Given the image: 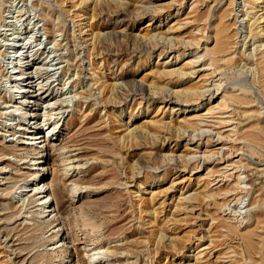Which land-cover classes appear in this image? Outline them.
Wrapping results in <instances>:
<instances>
[{
	"label": "rangeland",
	"instance_id": "1",
	"mask_svg": "<svg viewBox=\"0 0 264 264\" xmlns=\"http://www.w3.org/2000/svg\"><path fill=\"white\" fill-rule=\"evenodd\" d=\"M251 6L264 13V2ZM244 8L242 0H0V264H57L50 248L60 238L62 264H264V93L251 82L256 68L264 78V46L245 59ZM21 45L24 77L35 82L27 93L13 82ZM208 67L219 68L215 77ZM216 83L222 91L210 88L209 99L174 93ZM244 87L253 100L239 105L233 95ZM221 96L233 123L217 139L219 114L202 126L194 119ZM34 99V135L57 124L42 147L49 215L27 191L37 155L25 136L31 120L18 110ZM98 247L106 254L93 255Z\"/></svg>",
	"mask_w": 264,
	"mask_h": 264
},
{
	"label": "bare ground",
	"instance_id": "2",
	"mask_svg": "<svg viewBox=\"0 0 264 264\" xmlns=\"http://www.w3.org/2000/svg\"><path fill=\"white\" fill-rule=\"evenodd\" d=\"M261 2H264L263 0H242V3H243V5H244V12H243V20L245 21V23H246V35H247V37L249 38V40H248V43H250L249 45H248V48L251 46V49H248L249 50V54H247L246 55V57H245V59L246 60H249L250 62H251V60H252V58H254V56L257 54V53H259L260 52V50H261V48H263L262 46H264V41H262V40H260V33L263 31L264 32V27H262L261 25H259V23L261 22L260 20H262V21H264V13L262 14H258V15H256L255 14V12L252 10L253 9V7L251 6V4L252 3H256V4H260ZM260 21V22H259ZM80 26V25H79ZM81 30H82V28L80 27L79 28V30L78 31H80L81 32ZM154 35V37H156V35H158V34H152L151 36H153ZM19 37V36H18ZM17 37V38H18ZM29 37V36H28ZM143 37V36H142ZM162 37V36H161ZM161 37H160V39H161ZM15 38V37H14ZM22 38V37H21ZM27 39V37L25 38V40ZM23 40V39H22ZM21 40V41H22ZM28 40V39H27ZM26 40V41H27ZM14 41V40H13ZM25 41V42H26ZM30 41H32V40H30ZM12 42V41H11ZM28 42V41H27ZM22 43H23V41H22ZM31 43V42H30ZM23 44H26V43H23ZM22 44V45H23ZM29 44V43H28ZM12 45L14 46V47H19L20 45H18L16 42H14V43H12ZM22 45H21V48H17V51H15V53H20L19 54V56H17V59H16V66H17V68H18V73H17V75H16V77H14L13 78V82L15 83V84H18L19 83V81L21 82L22 81V83L21 84H27L29 87H26V88H24V87H20L19 88V92L20 93H27V92H29V89L28 88H31L32 87V83L34 84L35 82H34V80L32 79V77H24V75L26 74V72L22 69V67H23V65L26 63L25 61V59H24V57H23V53H22V50L23 49H25V47L24 48H22ZM31 45V44H30ZM14 49V48H13ZM30 49V48H29ZM27 50V49H26ZM25 50V51H26ZM33 50V48L30 50V51H26V52H30L31 53V51ZM14 53V54H15ZM17 53V54H18ZM263 53V52H262ZM243 54V53H242ZM234 56V55H233ZM241 56H244V54L243 55H241ZM255 59V58H254ZM198 60V59H197ZM29 61V60H28ZM191 62V61H190ZM189 62V63H190ZM210 62V61H209ZM208 62V63H209ZM47 63V62H46ZM192 63V62H191ZM190 63V64H191ZM189 64V65H190ZM192 65H193V63H192ZM211 65H213L212 63H209L207 66H211ZM191 67H194V66H191ZM22 69V70H21ZM49 69H50V67H49ZM167 69V68H166ZM201 69V68H200ZM251 69V68H250ZM179 70V69H178ZM204 70H208V71H211L210 72V74L212 75L211 77H215L214 76V74L215 73H217L218 71H219V68H213V70H211V68L210 67H208V68H206V69H204ZM164 71H166L167 73H173L174 71L173 70H164ZM262 71H263V69L261 68V69H259L258 70V68H256V70H255V75H254V77L251 79V82H252V84L253 85H257L258 87H261V89H262V91H263V93H264V78H262V76H261V73H262ZM175 72H176V69H175ZM178 72H180V71H178ZM182 72V71H181ZM195 72V70H194V68L191 70H189V72H188V74H193ZM166 73V74H167ZM181 74V73H180ZM183 75H186L187 74V71L185 72V73H182ZM187 74V75H188ZM209 74V75H210ZM182 76V75H181ZM205 76H207V75H205ZM251 77V76H250ZM25 78V79H24ZM37 79H40V78H37ZM219 81V80H218ZM261 82H262V84H261ZM38 84V83H37ZM17 86V85H16ZM165 87V86H164ZM220 87H221V85L218 83H216V84H211V85H208V86H203V87H199V88H194V87H192V88H189V89H187V90H184V91H174V93L175 94H179V95H181V98H182V95L185 97L186 95H193V98H189V99H192V100H197L200 96H203V95H206L207 97H208V99L210 98V93H207V94H204L205 92H207L210 88L211 89H213L214 91H216L215 93L213 92L212 93V95L213 96H215V95H217V94H219L218 92H219V90H220ZM258 89V88H257ZM196 90H198L197 91V93L195 94V91ZM238 91H239V94L238 95H233V97H236V99L235 100H233L232 99V101L233 102H236V103H238L239 105H242V104H244V105H247V104H249L253 99L251 98V96H249V93H250V90L249 89H247V88H239V89H237ZM31 91V90H30ZM220 91H222V90H220ZM174 93H172V92H168L167 93V95L166 96H168L169 98H174L175 100L178 98V96H176V95H174ZM25 95V94H24ZM23 95V96H24ZM173 95L174 96H176V97H173ZM188 95V96H189ZM211 95V96H212ZM187 96V97H188ZM195 97V98H194ZM24 98V97H23ZM251 99V100H249V99ZM36 100H38V99H34V101H29L28 103H26V105H24L22 108H20L18 111L20 112V117H21V119H22V121L23 122H27V120H28V118H29V121L31 120V119H34V116H35V113H36V111H34V110H32V106L31 107H29L30 106V104H33V103H35L36 102ZM177 101V100H176ZM256 101V100H255ZM186 103H189L188 102V98L186 99V101H184V104H185V106L187 105ZM228 107H229V104L227 103V101H226V98H225V96H221V98H220V101L217 103V104H215V105H212L211 107H209L207 110H206V112L205 113H202L201 115H197L196 117H195V119L194 120H198L199 121V125H201V123H203V122H201L200 123V121H205V119H203L204 118V116H206V114L207 113H213V112H215V113H217V114H219L218 115V117H214V118H218L217 119V121H213L214 123H218L217 125H219V129H220V131H217V132H215V135L217 136V139H220V138H225L226 136H224L223 135V132L224 131H221V129L223 128V127H226V126H229L231 123H233V120H232V118H230V116L228 115V114H226L225 115V113H232L230 110V107H229V109H228ZM214 109H216V111H214ZM214 113V114H215ZM50 113H48V112H45V116H48ZM210 114H208V115H210ZM213 116V115H212ZM31 117V118H30ZM208 117V116H207ZM206 117V118H207ZM194 118V117H193ZM210 118V117H209ZM193 120V119H192ZM210 120V119H209ZM214 120V119H213ZM185 122V121H184ZM195 122V121H194ZM207 122V121H206ZM209 122V121H208ZM36 122H34V121H30V124L32 125H34ZM197 123V122H196ZM211 123V122H210ZM22 124V123H21ZM155 124V123H154ZM189 124V123H188ZM31 126L32 127V130H28V132L27 133H25L26 135V137L28 138V139H31V142H29V143H27L28 144V147L29 148H31V149H33L35 152V154L37 155L35 158H33V161H34V165H36V172L34 173V177H33V185L32 186H30V190L28 189L27 191H32V192H34V193H36L37 194V196H39V199L38 200H40L39 201V211H38V213H46V215H49V214H51L52 213V211H53V209H51L50 208V205H51V199H52V195H53V192H51V191H48V186H47V182L45 181V174L43 173V174H40V171L42 170V171H44V170H46V168H45V152H44V149L42 148V147H44V145H45V143H46V140H47V138H48V136L47 135H45V134H51L52 135V132L54 131V128L56 127V123L55 124H53L52 125V129L51 130H49V131H47L46 133L45 132H38L37 134H35L34 135V132H33V130L35 129V127L34 126ZM170 125V124H169ZM195 125H197V124H195ZM198 125V126H199ZM204 125V124H203ZM216 125V126H217ZM167 126V125H166ZM202 126V125H201ZM192 127V126H191ZM196 127V126H195ZM195 127H194V129H195ZM230 127V126H229ZM235 127V126H234ZM233 127V128H234ZM20 128V127H19ZM49 128V127H48ZM198 128V127H197ZM31 129V128H30ZM198 129H200V128H198ZM218 130V129H217ZM202 131V130H201ZM208 131V130H207ZM210 131V130H209ZM226 131H232V130H226ZM130 132H132V131H129V133ZM212 132V131H211ZM221 141V140H220ZM219 141V142H220ZM25 143V142H24ZM191 155V154H190ZM185 155V156H179V159L181 160V161H183V162H186L187 160H189V159H191V158H193V156L194 155ZM173 156V155H172ZM171 158H173V157H171ZM39 161H41V164L39 163ZM227 165V164H226ZM227 167L228 166H226L224 169H227ZM229 168V167H228ZM35 181V182H34ZM20 187H22V189H20L19 190V192L21 193V191H23V187L25 188L26 186H20ZM19 188V187H18ZM76 189H78V187L76 186V185H73L72 186V190H76ZM26 190V189H25ZM228 192V191H227ZM23 194V193H22ZM20 195V194H19ZM34 196V195H33ZM54 196V195H53ZM25 197H22L21 196V199L23 200ZM28 198V197H27ZM54 200V199H53ZM55 214H56V212H55ZM40 215V214H39ZM45 215V216H46ZM85 217V216H84ZM92 225H93V223H91ZM89 226V225H88ZM56 227V230L54 231V236H52V237H56V235H57V233H58V231H59V229H60V226H58V225H56L55 226ZM95 227H96V225H95ZM52 237H50L49 239H51ZM55 239V238H54ZM66 242L62 239V238H60L59 240H57L55 243H53V247L52 248H50V250H51V260L54 262H56L57 264H62L60 261H58V253H57V251H59L60 253H62V252H64L65 250H66ZM68 246V245H67ZM92 249H94V248H88V250H92ZM95 253L93 254V255H99V254H106V252H107V249H103V248H101V247H98V248H96V250L94 251ZM66 253V252H65ZM90 261H92L93 260V257H90V259H89ZM65 264H76L75 262H72L70 259H69V261H67ZM103 264H110V263H108V262H104Z\"/></svg>",
	"mask_w": 264,
	"mask_h": 264
}]
</instances>
